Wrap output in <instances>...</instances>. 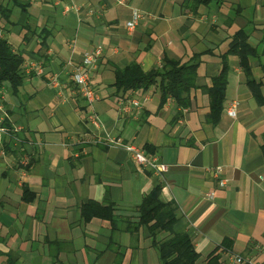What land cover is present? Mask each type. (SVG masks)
<instances>
[{"label": "crops", "instance_id": "obj_1", "mask_svg": "<svg viewBox=\"0 0 264 264\" xmlns=\"http://www.w3.org/2000/svg\"><path fill=\"white\" fill-rule=\"evenodd\" d=\"M0 6V38L22 57L24 74L16 91L0 89V126H20L16 136L24 141L17 149L0 135V264H160L142 230L131 234L125 224L136 220V207L155 186L162 201L176 206L174 228L190 234L197 264L213 255L214 264H237L234 255L264 264V105L252 98L236 55L226 57L218 119L206 120L208 89L238 30L256 50L247 59L252 77L261 76L264 0H210L194 12L182 0H0ZM133 10L141 20L128 30ZM96 46L102 52L90 80L98 99L90 107L69 73ZM196 55L194 88L181 94L182 105L170 96L161 103L157 84L114 86L116 69L136 63L148 71L163 57L185 62ZM132 99L140 108L129 105ZM89 109L98 128L86 120ZM106 138L141 148L167 171L138 169ZM215 166L222 167L221 187L208 171ZM88 200L115 206L114 229L100 218L81 221L79 206ZM221 244L230 252L216 249Z\"/></svg>", "mask_w": 264, "mask_h": 264}, {"label": "trees", "instance_id": "obj_2", "mask_svg": "<svg viewBox=\"0 0 264 264\" xmlns=\"http://www.w3.org/2000/svg\"><path fill=\"white\" fill-rule=\"evenodd\" d=\"M209 1L182 0V5L194 12L199 5L207 4ZM0 9H2L1 6ZM230 54L237 56L252 98L257 104L264 105V95L261 91L264 87V48L263 62L259 64L261 76L255 79L252 77L247 59L257 57L256 50L247 42V34L243 30H238L232 35L226 52L221 54L222 67L218 75L212 79V85L208 89L209 112L206 120L210 123L217 121L222 109L227 71L225 62ZM198 57L199 55L193 56L185 62L163 57L160 67L148 71H143L136 63L130 64L114 71V86L117 90L128 91L146 89L157 84L161 103H164L170 96L176 100L178 105H182L184 102L181 94L194 88L196 69L199 65ZM22 63V57L13 52L5 38H0V89L4 84H8L12 91L18 89L24 77ZM261 150L264 152V142ZM159 193V186H155L143 196L136 207V220L125 221L127 232L138 234L141 229L144 238L149 240V246L155 250L160 264H197L198 253L193 247L190 234L185 230L174 228L179 219L176 206L171 202L162 201ZM114 208L115 206L111 203L101 204L88 200L79 206L80 219L82 222H87L92 218L104 219L109 221L111 229H114L116 224ZM219 247L230 252V248L224 244L217 246L216 249ZM217 256H211L207 264H214L211 260ZM5 264L17 263L6 259Z\"/></svg>", "mask_w": 264, "mask_h": 264}, {"label": "built area", "instance_id": "obj_3", "mask_svg": "<svg viewBox=\"0 0 264 264\" xmlns=\"http://www.w3.org/2000/svg\"><path fill=\"white\" fill-rule=\"evenodd\" d=\"M121 2L122 0H118V3ZM140 20L141 14L137 10H133L130 19L125 22V28L128 30L134 29ZM101 52V46H96L93 49L86 51L83 54L80 63L77 66L72 67V70L69 73V78L72 81L76 91L90 107L92 106V103L98 99V94L95 87L91 83L90 75L97 63L98 58L101 55ZM55 84L56 80H52V85ZM128 103L135 108H140V102L138 100H128ZM230 113L232 114L233 112L230 111ZM86 120L94 128H98L100 125L99 117L92 109H89L86 113ZM20 130V126H14L13 128H4L0 126V135L7 136L12 140L17 149H22V143L24 141L16 136V133ZM104 144L125 150L130 155L133 163L138 169L146 168L159 175L167 171L166 164L158 162L155 156L144 152L139 147H136L132 144L122 143L119 139L114 138H106L104 140ZM20 160L22 166H26L28 163V160L25 156H23ZM208 171L211 176L217 178L218 186H223L224 179L221 178L222 167L215 166L213 168H209ZM211 196L212 193L206 194V197L208 198ZM234 261L237 264H254L251 259L239 255H234Z\"/></svg>", "mask_w": 264, "mask_h": 264}]
</instances>
